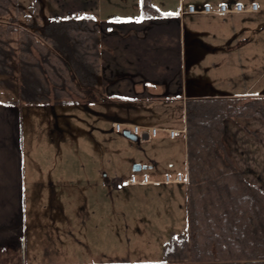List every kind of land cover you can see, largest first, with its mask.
<instances>
[{
    "label": "crops",
    "instance_id": "crops-1",
    "mask_svg": "<svg viewBox=\"0 0 264 264\" xmlns=\"http://www.w3.org/2000/svg\"><path fill=\"white\" fill-rule=\"evenodd\" d=\"M146 1L152 9L145 8ZM253 2L257 1L19 0L23 8L37 3L44 20L85 13L95 15L100 23L102 81L89 101L80 99L73 103L21 105L13 102L18 99V93L12 91L11 97L0 98V251L11 249L18 252L24 235L38 233L36 227L41 228V225L44 229H82L83 218L89 212L90 216H99V202L108 199L107 194L104 197L100 195V188L125 187L121 178L111 176V172H105V167L100 169L96 164L99 154L110 152L99 148L98 144L93 145L97 128L93 123L85 126L88 121L78 113L88 112L98 120V103L125 108L122 116H118L121 119H114L112 124L129 122L127 124L142 127L139 134L125 127L122 130L124 136L128 137L125 132H129L138 136L137 140H132L139 141L143 132V142L151 138L156 144L172 141L173 144L165 148L167 151H161L170 158L166 174H183L188 179L187 133L171 137L167 132L170 129H187V101L210 97H264V89H256L257 78L243 88L230 83L229 89L217 87L205 92V87L201 89L198 80L190 75L192 66L187 64L186 58L217 57L211 65L230 74H234L237 64H243L244 58H249V65L256 69L257 60L264 55V35L258 33L256 14L261 10V4L258 12L227 15L183 12L191 5L201 10L209 4L217 10L223 3L233 6L235 3L249 5ZM249 22L252 26L254 23V28L250 27L248 31ZM230 23L239 25L241 32L230 36L218 32L208 40L204 39L202 32L199 33L202 27L208 29ZM178 100L184 107L183 127L152 124L148 118L153 115L147 113L142 116L143 122H130V117L125 114L128 108L157 109L165 102ZM94 103L96 107H89ZM24 122L27 123L26 129ZM148 127L160 130L157 135H152ZM181 134L183 138L178 139ZM224 144L244 177L264 189V120L259 117L227 120ZM83 152L89 155L90 163H82L75 158L73 161L75 153ZM152 153L144 152L134 157L130 165L133 167L131 175L148 173L154 183L130 184L128 179L129 187L151 190L162 185L186 184L164 183L166 174L161 172L162 159ZM177 158L186 164L185 174L181 171L184 166L175 170ZM106 163H111V160ZM50 219L64 224V228L56 226V222L48 224L46 220ZM46 225H50L49 228ZM18 257L15 254V259Z\"/></svg>",
    "mask_w": 264,
    "mask_h": 264
},
{
    "label": "trees",
    "instance_id": "trees-1",
    "mask_svg": "<svg viewBox=\"0 0 264 264\" xmlns=\"http://www.w3.org/2000/svg\"><path fill=\"white\" fill-rule=\"evenodd\" d=\"M99 24L89 13L44 20L37 3L0 0V89L21 105L89 101L102 81ZM185 113L187 231L171 236L155 264H264V189L224 144L227 120H264V97L193 98Z\"/></svg>",
    "mask_w": 264,
    "mask_h": 264
},
{
    "label": "rangeland",
    "instance_id": "rangeland-1",
    "mask_svg": "<svg viewBox=\"0 0 264 264\" xmlns=\"http://www.w3.org/2000/svg\"><path fill=\"white\" fill-rule=\"evenodd\" d=\"M256 1L261 4V10L256 13L258 33L264 35V0ZM250 27L254 28V23L252 26L249 22L246 27L248 31ZM241 29L239 25L230 23L220 27L210 26L208 29L202 27L199 33L202 32L204 39L208 40L218 32L230 36L237 31L241 32ZM35 53L38 54L36 50ZM199 54L201 56V52ZM217 59L191 56L186 58L187 64L192 66L190 75L198 80L201 89L205 87V92L217 87L229 89L230 83L236 88H243L245 85H251L257 78L259 79L256 89H264V55L257 60L256 69H252L255 66L249 65L251 59L244 58L243 64H237L234 68V74L228 71L221 72L212 66L211 63ZM217 73L220 75H216ZM9 93L10 90L7 88L0 89V98L11 97L12 94ZM95 104L89 107H96ZM163 104L157 109L149 110L142 107L128 108L125 114L130 117V122H143L142 116L147 113L153 115L148 118L152 124L183 127L185 115L181 100ZM98 105L100 112L98 120L88 112L78 113L81 118L88 121L85 126L93 123L97 128L96 141L93 145L98 144L99 148L110 152L99 154L95 160L96 164L100 169L105 167V172H111V176L121 178L126 184L125 187L113 189L108 186L105 190L100 188V195L104 197L107 194L108 199L99 202V208L101 207L99 216H90L89 212L83 218L82 229H44L42 225L41 228L36 227L38 233L24 235L23 242L19 243L18 252L11 249L0 251V264H155L162 261L164 246L171 236L187 231L188 199L185 184L162 185L151 190H141L129 187L126 183L133 168L130 165L131 159L144 152L150 155L153 152L152 154L159 156L163 164L162 175L166 174L170 158L161 151H167L165 148L171 146L173 142L165 140L156 144L152 138L143 142L141 139L143 132L139 136L140 140L134 141L124 136L123 131H115L112 124L114 119H121L118 116H122L125 108L106 103ZM26 126L27 123L24 122V129ZM182 138L183 134L178 136V139ZM67 158L70 159L69 156ZM74 158L82 163H90L89 155L85 152L75 153L73 161ZM107 160H111V163H106ZM175 163V170L184 166L181 171L185 174L186 164L178 158ZM50 220L46 221L54 225L56 221ZM41 222L42 220L39 223ZM57 223L56 226H64ZM15 254L19 255L18 259H15Z\"/></svg>",
    "mask_w": 264,
    "mask_h": 264
},
{
    "label": "built area",
    "instance_id": "built-area-1",
    "mask_svg": "<svg viewBox=\"0 0 264 264\" xmlns=\"http://www.w3.org/2000/svg\"><path fill=\"white\" fill-rule=\"evenodd\" d=\"M260 9V5L257 2L250 3L249 5H245L243 3H235L233 6L223 3L220 5L219 9L214 10L211 5H205L203 9H198L195 5H191L187 11H184L183 13H221L223 15L232 14V13H246V12H258ZM114 128L117 131H122L125 127H128L131 129V131L135 134H139L142 130V127L140 125L136 124H127L122 122H114ZM159 128L157 127H148V131L152 135H157L159 132ZM169 135L171 137H175L176 135L180 133H186L187 130H175L170 129L167 130ZM164 183L172 184V183H187L188 179L184 177L183 174H178L176 176H173L171 174H166L164 179ZM128 183L130 184H151L154 183V180L151 178V176L148 173H143L139 175L138 173H134L131 175V177L128 180Z\"/></svg>",
    "mask_w": 264,
    "mask_h": 264
},
{
    "label": "water",
    "instance_id": "water-1",
    "mask_svg": "<svg viewBox=\"0 0 264 264\" xmlns=\"http://www.w3.org/2000/svg\"><path fill=\"white\" fill-rule=\"evenodd\" d=\"M125 134H127V136L129 137V138H131V139H134V140H137L138 139V136H136L135 134L134 135H132L131 133H129V132H125ZM137 168L138 169H141L142 167H140V166H137ZM134 169L136 170V167H134Z\"/></svg>",
    "mask_w": 264,
    "mask_h": 264
}]
</instances>
